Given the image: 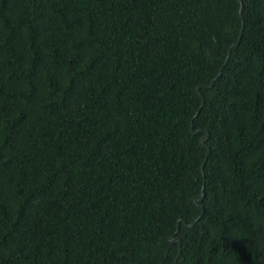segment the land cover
<instances>
[{
    "label": "trees",
    "instance_id": "trees-1",
    "mask_svg": "<svg viewBox=\"0 0 264 264\" xmlns=\"http://www.w3.org/2000/svg\"><path fill=\"white\" fill-rule=\"evenodd\" d=\"M0 264H264V0H0Z\"/></svg>",
    "mask_w": 264,
    "mask_h": 264
},
{
    "label": "water",
    "instance_id": "water-1",
    "mask_svg": "<svg viewBox=\"0 0 264 264\" xmlns=\"http://www.w3.org/2000/svg\"><path fill=\"white\" fill-rule=\"evenodd\" d=\"M232 45H235V44H232ZM220 74V73H219ZM219 74H217V76H219ZM216 76V77H217ZM215 79V78H214ZM214 79L212 80V82L214 81ZM198 90H199V87H198ZM200 92V91H199ZM202 95V98L204 97L203 96V94H201ZM191 130H192V127H191ZM209 137V132L208 131H205V134L200 138V144L203 146V147H205V148H207V153H206V156H208L209 155V152H210V150H211V148H210V146H208L206 143H205V140L207 139ZM203 192L201 193V194H199V195H195L193 198H192V201L194 202V203H196V204H198L199 205V201H201L202 199H203ZM181 222H183L186 226H192V225H194L195 224V222H196V220L194 221V222H192V223H188L187 221H186V219L185 218H182V217H180L179 219H178V223H177V229H176V232L179 230V228H180V223ZM169 239H170V241L172 242V243H175V242H178L179 243V252H178V255L176 256V259H177V257L179 256V254H180V252H181V238L179 237V236H170L169 237ZM175 259V260H176Z\"/></svg>",
    "mask_w": 264,
    "mask_h": 264
}]
</instances>
